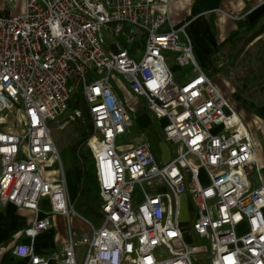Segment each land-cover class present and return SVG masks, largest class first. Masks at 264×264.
<instances>
[{"label":"built area","instance_id":"obj_1","mask_svg":"<svg viewBox=\"0 0 264 264\" xmlns=\"http://www.w3.org/2000/svg\"><path fill=\"white\" fill-rule=\"evenodd\" d=\"M170 4L25 0L22 14L0 10V121L18 112L21 124L0 129V202L33 214L24 229L32 242L55 215L67 220L60 251L12 247L28 264H264L257 142L199 64L188 23L173 25ZM170 55L181 73L171 69ZM112 74L167 121L164 140L176 146L170 160L160 162L149 140L120 149L132 118ZM76 94L91 123L86 145L100 190V225L84 219L83 231L71 225L78 213L50 126L84 117L82 108L69 111ZM189 202L196 208L191 235L181 222Z\"/></svg>","mask_w":264,"mask_h":264},{"label":"rangeland","instance_id":"obj_2","mask_svg":"<svg viewBox=\"0 0 264 264\" xmlns=\"http://www.w3.org/2000/svg\"><path fill=\"white\" fill-rule=\"evenodd\" d=\"M11 10L14 14H22L25 12V0H14L13 4H8L7 0H0V10ZM113 39L106 36V42L109 45ZM225 55L229 58L228 63L224 57L217 56L215 61L207 62L203 66L204 56L196 53L195 56L204 70L212 77L213 83L220 89L225 97L233 104L238 111H246L245 116L249 121L256 120V116L249 113L246 107L249 104L264 106V91L259 92L264 82V42L255 41L251 44L247 39H241L232 47L225 46ZM219 61V62H218ZM223 63V65L221 64ZM169 64L176 65L172 55L169 56ZM220 65L221 69H217ZM218 70V71H217ZM111 83L119 92L123 102L130 111L132 125L128 132L118 139L121 150L129 149L136 146L139 142L149 140L152 148L157 155L159 161L163 159V151H169L171 155L175 154L176 146L165 142L163 137V128L167 121L165 119L158 120L150 112L146 111V103L142 98L133 95L125 87V82L118 74H112ZM18 112L11 113L7 124L16 125ZM61 120V119H60ZM17 123V124H16ZM255 128L258 132L260 142L264 144V119H257ZM52 135L58 147L63 166L65 168L66 179L68 183L69 195L74 202L75 210L78 215L71 217V225L78 230H88L89 226L86 220L92 221L96 226L100 225L99 218L89 210V202L85 198H79L81 189L83 166L77 160L76 154L72 150L73 144L79 140L80 121L70 123L65 128L58 127V121L50 123ZM23 127V126H22ZM83 149L88 146L83 144ZM262 168V165H261ZM264 176V173L262 171ZM203 178V182L206 180ZM137 191H141L139 184L135 185ZM196 218V208L193 203H185L182 209L181 222L187 235H191V227ZM67 228V220L65 219ZM191 237V236H189ZM188 238V237H187ZM189 239V238H188ZM194 242H202L200 239L192 238ZM77 252L81 258L85 252V246L78 247Z\"/></svg>","mask_w":264,"mask_h":264},{"label":"crops","instance_id":"obj_3","mask_svg":"<svg viewBox=\"0 0 264 264\" xmlns=\"http://www.w3.org/2000/svg\"><path fill=\"white\" fill-rule=\"evenodd\" d=\"M170 18L176 26L188 23L187 34L192 41L194 53L204 56L203 66L212 61L217 64V56L225 60V46L232 47L238 40L256 34L249 44L264 42V0H171ZM226 61L225 65L229 61L227 56ZM220 67L217 65V69ZM171 69L177 74L181 73L177 65L171 66ZM263 91L264 82L259 92ZM246 110L256 116V120L249 121L245 116L246 111H239L253 131L257 142V157L264 173V144L260 142L255 128L257 119H264V106L249 104ZM8 126L0 121V129ZM161 151L163 159L160 162L174 156L169 151ZM32 218L30 211L0 202V264H28V259L13 254L12 247L16 243H33L36 252L43 255L61 250L66 238L64 216L55 215L53 226L36 236L33 242L24 234Z\"/></svg>","mask_w":264,"mask_h":264},{"label":"trees","instance_id":"obj_4","mask_svg":"<svg viewBox=\"0 0 264 264\" xmlns=\"http://www.w3.org/2000/svg\"><path fill=\"white\" fill-rule=\"evenodd\" d=\"M256 34L247 38L248 43L254 39ZM79 107L84 109V117L79 119L80 121V135L79 140L72 146L73 152L76 154L77 160L82 163V181L79 198H85L89 202V210L96 216L99 214L100 207V190L96 176V167L93 155L90 150L83 149V144L87 142L88 137L91 134V123L85 111V102L81 95L76 94L73 96L69 111Z\"/></svg>","mask_w":264,"mask_h":264}]
</instances>
